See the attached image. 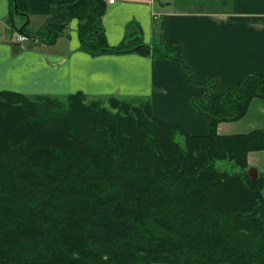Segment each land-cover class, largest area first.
<instances>
[{
	"label": "trees",
	"instance_id": "16d2710c",
	"mask_svg": "<svg viewBox=\"0 0 264 264\" xmlns=\"http://www.w3.org/2000/svg\"><path fill=\"white\" fill-rule=\"evenodd\" d=\"M10 3L11 29L30 41L54 45L76 19L86 53L170 59L191 78L179 43L150 47L131 32L111 46L107 0L60 2L36 32L27 0ZM207 86L193 105L209 135L162 121L147 98L112 97L113 113L83 92H0V264H264V178L245 170L264 151V129L218 133L264 99V74L226 95ZM221 160L241 172L220 171Z\"/></svg>",
	"mask_w": 264,
	"mask_h": 264
},
{
	"label": "crops",
	"instance_id": "0c3cea01",
	"mask_svg": "<svg viewBox=\"0 0 264 264\" xmlns=\"http://www.w3.org/2000/svg\"><path fill=\"white\" fill-rule=\"evenodd\" d=\"M63 1L27 0L29 29L36 32L43 27ZM10 11V0H0V92L152 99L162 121L182 126L191 135H208L211 120L193 106L194 99L208 94L205 86L216 82L217 93L226 95L247 76L264 74V0L107 2L102 23L111 46L121 45L131 32L150 47L179 43L191 78L170 59L134 52L92 56L82 50L74 20L54 45L20 42L21 33L8 23ZM24 24L20 17L19 28ZM260 129H264V99L255 98L243 118L220 123L218 133L238 135ZM263 153L252 152L249 164L264 178Z\"/></svg>",
	"mask_w": 264,
	"mask_h": 264
},
{
	"label": "rangeland",
	"instance_id": "374dc122",
	"mask_svg": "<svg viewBox=\"0 0 264 264\" xmlns=\"http://www.w3.org/2000/svg\"><path fill=\"white\" fill-rule=\"evenodd\" d=\"M184 5H186L185 4V2L184 3H182L181 4V6H184ZM19 18L20 17H16V26L19 28V25H18V20H19ZM74 21H77L76 19H74ZM71 23V22H70ZM70 25V24H69ZM19 34V33H18ZM59 40V39H58ZM37 43H40V42H37ZM188 69H189V67H188ZM190 70V69H189ZM190 72H191V70H190ZM187 73V72H186ZM188 74V73H187ZM191 75H192V73H191ZM189 76V75H188ZM207 85H209V84H207ZM205 86V87H207L208 89H209V92L208 93H210V88L208 87V86ZM14 92V91H13ZM15 93H18V92H15ZM19 94H22V93H19ZM23 95H26V94H23ZM71 95V94H70ZM85 95L87 96V102H92V101H101V102H103L104 103V107H106L107 109H109V110H112L111 109V106H110V103H109V100H110V98H112V97H116V98H118V99H120V100H125V101H134V102H140V101H142L141 99L142 98H137V97H135V98H126V97H124V98H121V97H117V96H114V95H103V96H100V97H90V96H88L86 93H85ZM26 96H29V95H26ZM36 95H34V96H31V97H35ZM64 96H67V95H64ZM205 98V97H204ZM203 98V99H204ZM151 101V103H152V99L150 100ZM194 106V105H193ZM194 108H195V106H194ZM196 109V108H195ZM197 110V109H196ZM198 111V110H197ZM112 112L113 113H116V110H112ZM201 114V113H200ZM157 116V115H156ZM227 122H229V121H227ZM209 135V134H208ZM178 140L181 142V145L182 146H184L185 145V143L183 142V139H179L178 138ZM254 152V151H253ZM258 152V151H257ZM252 153V152H251ZM251 153H249L248 154V167H247V169H245L246 171H247V173H248V171L251 169V166H250V164H249V155L251 154ZM264 154V153H263ZM256 156H258V155H256ZM217 168L220 170V171H226V172H232V173H234V172H241V169L239 168V167H234L233 166V162L232 161H228L227 162V160H221V161H218L217 162ZM257 168V167H256ZM242 171H244V170H242ZM249 175V174H248ZM260 177H262V176H260ZM259 177V178H260ZM258 178V179H259ZM230 198L231 199H233L231 196H230Z\"/></svg>",
	"mask_w": 264,
	"mask_h": 264
},
{
	"label": "built area",
	"instance_id": "2783aa9c",
	"mask_svg": "<svg viewBox=\"0 0 264 264\" xmlns=\"http://www.w3.org/2000/svg\"><path fill=\"white\" fill-rule=\"evenodd\" d=\"M118 1L119 0H107L108 4H110V5L115 4ZM18 40L20 42H28V41H30V39L26 35H20Z\"/></svg>",
	"mask_w": 264,
	"mask_h": 264
},
{
	"label": "water",
	"instance_id": "95a60500",
	"mask_svg": "<svg viewBox=\"0 0 264 264\" xmlns=\"http://www.w3.org/2000/svg\"><path fill=\"white\" fill-rule=\"evenodd\" d=\"M248 174L253 180H257L259 178L258 171L256 169H254V168H251L248 171Z\"/></svg>",
	"mask_w": 264,
	"mask_h": 264
},
{
	"label": "bare ground",
	"instance_id": "6f19581e",
	"mask_svg": "<svg viewBox=\"0 0 264 264\" xmlns=\"http://www.w3.org/2000/svg\"><path fill=\"white\" fill-rule=\"evenodd\" d=\"M28 37V36H27ZM30 39V38H29ZM32 41V40H31Z\"/></svg>",
	"mask_w": 264,
	"mask_h": 264
}]
</instances>
